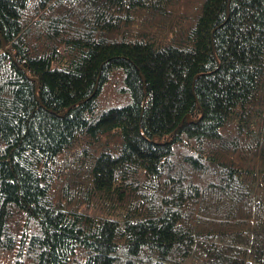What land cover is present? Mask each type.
<instances>
[{
	"label": "trees",
	"instance_id": "trees-1",
	"mask_svg": "<svg viewBox=\"0 0 264 264\" xmlns=\"http://www.w3.org/2000/svg\"><path fill=\"white\" fill-rule=\"evenodd\" d=\"M0 264H264V0H0Z\"/></svg>",
	"mask_w": 264,
	"mask_h": 264
}]
</instances>
